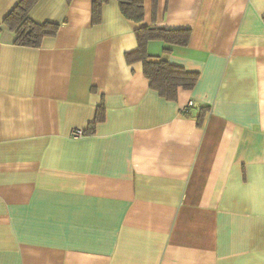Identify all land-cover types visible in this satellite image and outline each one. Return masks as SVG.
Segmentation results:
<instances>
[{
  "label": "crops",
  "instance_id": "obj_1",
  "mask_svg": "<svg viewBox=\"0 0 264 264\" xmlns=\"http://www.w3.org/2000/svg\"><path fill=\"white\" fill-rule=\"evenodd\" d=\"M94 1L38 0L31 47L0 0V264H264V0ZM145 26L190 31L148 44L199 73L176 99L126 58Z\"/></svg>",
  "mask_w": 264,
  "mask_h": 264
},
{
  "label": "trees",
  "instance_id": "obj_2",
  "mask_svg": "<svg viewBox=\"0 0 264 264\" xmlns=\"http://www.w3.org/2000/svg\"><path fill=\"white\" fill-rule=\"evenodd\" d=\"M108 0H95L94 13ZM38 0H21L7 19L17 34L20 45L39 47L46 36L55 35L58 25L55 23L39 24L30 17V11ZM122 13L130 20L141 21L145 9L143 0H118ZM138 47L128 52V61H142L144 73L150 80L151 86L167 99H176L179 89H192L199 78L198 72L172 64L165 57L154 56L148 51L152 40H162L166 43L165 51L172 52L175 46L187 45L190 31L187 29H166L162 27L145 26L137 29ZM188 114L189 112H184ZM104 118V108L101 106L97 113V121Z\"/></svg>",
  "mask_w": 264,
  "mask_h": 264
},
{
  "label": "built area",
  "instance_id": "obj_3",
  "mask_svg": "<svg viewBox=\"0 0 264 264\" xmlns=\"http://www.w3.org/2000/svg\"><path fill=\"white\" fill-rule=\"evenodd\" d=\"M192 106H194V102L193 101H190L188 104H187V106H185L184 108H183V111L184 112H188L189 110H190V108L192 107ZM83 130H75L74 131V134L75 135H81V134H83Z\"/></svg>",
  "mask_w": 264,
  "mask_h": 264
}]
</instances>
